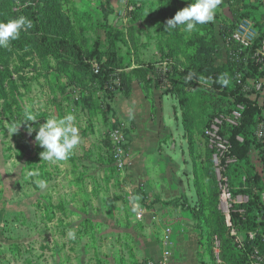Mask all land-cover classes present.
I'll use <instances>...</instances> for the list:
<instances>
[{
  "label": "rangeland",
  "instance_id": "obj_1",
  "mask_svg": "<svg viewBox=\"0 0 264 264\" xmlns=\"http://www.w3.org/2000/svg\"><path fill=\"white\" fill-rule=\"evenodd\" d=\"M110 1L112 13L106 19L103 0H0V22L20 16L31 20L30 9L34 8L44 34L53 43L65 41L78 47L85 61L80 63L73 47L62 52L49 46L53 43L40 44L43 31L38 33L35 26L0 47V222L15 223L6 225L2 233L18 239L64 237L68 249L75 252L82 245L87 255L96 253L101 264L105 262L102 256L129 254L134 258L138 231L148 237L158 234L156 216H170L175 203L190 211L195 220L199 263L214 264L211 251L215 255L221 248L214 229L219 217L225 220L221 211L224 181L237 203H248L245 195L235 194L245 187L230 185L221 164L228 147V128L232 127L229 122H235L236 116L231 117L233 112L226 105L220 111L218 98H209L214 93L212 75L189 78L185 71L193 70L198 56L211 50L220 51L221 63H226L221 29L234 23V4L222 0L211 22L214 28L198 25L187 33L182 28L166 31V21L191 0ZM246 2L242 13H251L259 21L264 0ZM109 32L116 41L119 75L111 93L92 77L99 63L109 57ZM200 39L208 46L189 44ZM89 64L92 69L85 66ZM157 70L164 74L161 87ZM167 95L176 105L175 113L162 121L159 107ZM145 100L152 105V114L149 117L140 110L134 120L130 105ZM26 110L37 121H27L13 133V124L23 122ZM70 114L76 116L80 144L64 161H43L40 153L44 149L35 140L36 132L29 135L28 129L38 128L48 118ZM163 124L173 133L181 128L182 145L177 149L178 140L174 142L173 135L162 131ZM176 152L192 160L188 172L182 169L183 185L178 181ZM250 155L253 175L263 177L256 151ZM234 164L227 159V165ZM30 170H38L40 175L29 177ZM247 177L239 175L241 185L247 184ZM40 179L48 181L46 188L37 186ZM157 179H165V189L172 194L192 188L194 196L168 197L163 202L155 189ZM259 187L256 189L264 191V182ZM261 198L264 201V192ZM161 205L164 210H158ZM167 219L162 222L164 237L171 236L173 229L172 218ZM69 229H75V240L68 237ZM135 260L131 263L137 264Z\"/></svg>",
  "mask_w": 264,
  "mask_h": 264
},
{
  "label": "trees",
  "instance_id": "obj_2",
  "mask_svg": "<svg viewBox=\"0 0 264 264\" xmlns=\"http://www.w3.org/2000/svg\"><path fill=\"white\" fill-rule=\"evenodd\" d=\"M233 2V14L234 23L223 27L221 29V35L223 37L224 43L227 46V60L226 63H221V53L217 51H209L208 53H201L197 58V65L193 70L188 69L185 71L186 75L189 77L200 76L203 74L212 75L214 78V93L213 91L209 93V98L215 100L218 98L222 102L219 107L220 111H224L225 105L228 106V112L231 113L238 109V106H242L244 110L241 112L240 123L237 127L228 128L229 135L228 149L225 153V157L221 159V164L225 168L226 175L230 177V185L232 182L237 184L239 187H245L235 191V194H242L248 198V203L245 205H239L238 210L233 212L234 227L239 231H254L259 228H264V201L261 198V194L264 191L257 190L256 187L264 182V176L253 175L255 168L251 162V151L260 150L263 155L261 158L264 163V143L259 142L256 137V132L261 122H264V118L261 113V109L254 106L253 103L245 96L239 86L238 76L240 74H247L254 77H260L264 73L258 72L255 65L251 61L246 65L247 53L242 51L237 44L229 42L233 31L237 26L244 20H250L254 23L255 28L259 33V38L257 44L264 41V14L260 16V20L256 21L254 15L251 13H242L245 7H247L246 0H231ZM104 5V16L107 19L112 13L111 1L103 0ZM32 10V11H31ZM30 17L35 26L36 31L40 33L43 31L42 20L38 11L34 8L30 9ZM217 16H215L216 18ZM206 27L214 28L212 23L203 24ZM259 28V29H258ZM109 39V57L105 63H99L100 67L97 71L92 73V77L103 83L108 92H112L113 82L118 79V74L116 73L117 68V55H116V41L112 32L108 33ZM39 43L42 45H49L52 40L44 34L41 33L40 38H38ZM198 43H204L203 39L190 41V45H196ZM216 41L214 45H216ZM53 48H58L62 52H68L70 47L76 51V55L80 63H84L83 55L81 51L76 46H70L69 43L65 41H55L53 44L49 45ZM204 46L208 44L204 43ZM211 52V53H210ZM223 62V61H222ZM92 69L91 65H85ZM114 74V76H113ZM157 82L160 87L163 86L162 77L163 71H155ZM227 74V79L230 83L228 86H223L219 83L220 77ZM166 85V84H165ZM209 100V99H208ZM217 114V113H216ZM225 137V134L222 133ZM233 159L235 161L234 165H227V159ZM264 172V170H263ZM246 174L248 177L247 184L245 186L241 185L239 181V175ZM261 188V187H259ZM209 207H213L209 205ZM216 205L214 204V207ZM242 212V213H241ZM214 234L220 241V259L223 264H240L245 258L242 251L237 249L234 239L229 235V230L225 226L224 217H219L216 222L214 229ZM200 244V239H199ZM199 253V252H198ZM213 253V254H212ZM211 258L214 260V264H217L214 252L211 251Z\"/></svg>",
  "mask_w": 264,
  "mask_h": 264
},
{
  "label": "crops",
  "instance_id": "obj_3",
  "mask_svg": "<svg viewBox=\"0 0 264 264\" xmlns=\"http://www.w3.org/2000/svg\"><path fill=\"white\" fill-rule=\"evenodd\" d=\"M174 106L176 105L170 103V97L168 95L164 96L159 107L160 120L163 121L166 115L168 117L172 112L175 113ZM130 110L131 117L135 116L134 120L139 117L140 110L149 113L150 117V113L152 114V105L147 100L143 104L132 102ZM123 112L121 113V118L123 121H126L128 117L127 115H123ZM180 130L181 128L178 127L175 131L176 133H173V131L166 129L163 124L162 131L169 132L170 136L173 135L174 142L178 140L179 143L174 145L176 149L178 145H182L179 141L181 135ZM174 158L177 164H179L178 181H180V185H183L184 181L182 177L184 172L182 169H186V172H188L192 167V160L185 158L183 155L179 156L177 152L174 154ZM166 186L165 179L155 180V189L158 188V196H160L163 202L168 201V197L174 199L183 197L191 198L194 196V190L192 188H188L186 191L178 189L172 194L165 189ZM158 207V210H164V206L161 205ZM171 208L170 212L172 213L170 216H156V219H158L157 225L159 226L158 234L154 232V236L149 235L148 237L144 235L145 233L138 231L135 237L137 254L134 257L137 264H145L146 261H165L167 264H200L198 259V252L200 250L199 235L195 228V220H193L191 212L184 210L182 206L175 203ZM167 218H172L171 223L173 224V229L171 230V236L164 237L162 222L165 219L168 220ZM13 224L15 223L8 225L7 222H0V264H100L98 261L100 257L96 253H93V256L87 255L82 245H79L76 248L78 251L76 250L75 252L71 251L72 247L68 249V244L64 237L43 236L41 240L39 237L34 236H26L21 239L5 237L2 229L6 228V225L8 227ZM46 225L47 223H44L43 227ZM66 244L67 246H65ZM167 252H169L168 256H166ZM101 258L105 262H108L106 264H132L131 262H134V258L129 254L122 255L121 257L108 255L102 256ZM105 262L102 261L101 264H105Z\"/></svg>",
  "mask_w": 264,
  "mask_h": 264
},
{
  "label": "clouds",
  "instance_id": "obj_4",
  "mask_svg": "<svg viewBox=\"0 0 264 264\" xmlns=\"http://www.w3.org/2000/svg\"><path fill=\"white\" fill-rule=\"evenodd\" d=\"M221 3L222 0H191L187 7L178 11L173 18L166 21V31L182 28L183 31L191 33L197 29L198 25L213 22L216 10ZM32 26V21L24 16L0 22V47L10 45L20 37L21 31L27 30ZM226 77L227 74H224L219 79V83L223 86H228L230 83ZM27 121L35 122L37 120L33 112L26 110L23 122L18 126L13 124V133L17 132L20 125ZM34 131L36 132V142L44 149L40 153L41 159L50 163L68 159L81 142L79 129L76 126V116L71 114L66 115L62 119L48 118L38 128L30 127L28 129L29 135ZM39 175L38 170H30L28 172L29 177ZM36 183L41 189L46 188L48 185V181L45 179H40ZM67 235L70 239L75 240V229H69Z\"/></svg>",
  "mask_w": 264,
  "mask_h": 264
},
{
  "label": "built area",
  "instance_id": "obj_5",
  "mask_svg": "<svg viewBox=\"0 0 264 264\" xmlns=\"http://www.w3.org/2000/svg\"><path fill=\"white\" fill-rule=\"evenodd\" d=\"M259 33L254 24L250 20L242 21L237 28L233 31L229 42L237 44V46L247 53L246 65L249 61L253 63V66L257 68L258 72L264 73V41L257 44ZM239 86L245 96L261 109L262 116L264 118V74L260 77H254L251 75L240 74L238 76ZM244 110L242 106H238V109L233 111L231 117H235L236 121L230 124L232 127H237L240 123L241 112ZM256 137L259 142L264 143V122H261L256 132ZM228 149V147H227ZM260 163L264 168V163L261 158L262 152L255 150ZM226 153V152H225ZM224 189H222V203L221 211L225 216V223L231 231V237L234 239V243L237 249L242 251L245 260L240 264H264V228H259L254 231H239L234 227L233 212L239 211L240 204L237 203V199L234 198L231 190L228 187L226 181H224ZM242 213V212H241ZM141 217V216H139ZM169 252L166 253V256ZM217 264H223L220 259V247L215 252ZM146 264H167L165 261L148 262Z\"/></svg>",
  "mask_w": 264,
  "mask_h": 264
}]
</instances>
